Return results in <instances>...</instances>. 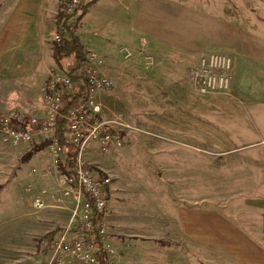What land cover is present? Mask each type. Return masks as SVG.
<instances>
[{"label": "rangeland", "instance_id": "rangeland-1", "mask_svg": "<svg viewBox=\"0 0 264 264\" xmlns=\"http://www.w3.org/2000/svg\"><path fill=\"white\" fill-rule=\"evenodd\" d=\"M26 1L24 12L29 9L32 13L34 8ZM88 1L83 0L82 4ZM61 2L66 9L69 0H45L46 15L54 27ZM13 3L14 0H9L4 6L9 14L15 9ZM217 5L220 6L191 4L185 14L188 20L167 22L164 3L158 0L155 3L151 0L150 5L147 0H100L89 8L78 30L84 47L92 46L89 43L93 38L102 40L104 48L108 41L114 47V59L108 65L107 54L97 51L115 82L113 90L97 96V102L103 118L115 121L116 115L122 116L123 124L134 130L132 133L127 130L121 149L101 154L97 146H92L87 155L94 173H110L116 178L108 222L112 228L111 242L121 255L120 264H165L172 256L177 264L180 260L177 255L188 246L165 247L158 240L172 236L170 229L166 234L165 217L169 211L173 215L177 207L198 206L217 211L244 227L245 215L253 214L248 202L264 196V101L261 97L255 94L258 99L251 100L253 96L245 94L215 95L205 99L196 97L203 102L199 100L191 107L184 103L192 92L185 86L183 77L202 57L224 53L232 58L235 68V58L248 57L250 52L246 46L252 45L253 39L261 43L262 38H240L245 33V22L238 18L236 28L230 27L234 19L224 12L227 4L221 1ZM108 7L112 12L107 11ZM129 25L137 32L134 41L125 38ZM154 25L163 29L167 26L169 36L145 35ZM248 29L252 32L253 28ZM142 39L152 44V50L150 47L148 50L156 59L152 68L147 66L140 51L132 60H126L119 53L121 46L138 51L140 43L138 46L135 43ZM160 40L167 41L166 47L171 52L193 49L194 53L181 58L169 55L170 51L160 48L163 46ZM163 57L167 60L160 61ZM248 63L244 62L237 70L244 72L248 79L259 78V69L250 67L254 63ZM189 114L197 117L191 118L193 126L182 133L181 122ZM46 142L47 137L40 135L36 146L43 148L48 145ZM45 149H38L25 162L28 149L8 148L0 140L2 264H24L20 260L25 258L37 260H31L32 264H46L51 250L44 248L45 236L67 224L68 217L56 214L59 211L35 214L25 191L30 184L35 188L49 186L47 181L30 177L32 166L45 157ZM190 247L192 252L184 253V259L190 258V264H202L209 259L208 248ZM218 264L229 263L219 258Z\"/></svg>", "mask_w": 264, "mask_h": 264}, {"label": "built area", "instance_id": "built-area-1", "mask_svg": "<svg viewBox=\"0 0 264 264\" xmlns=\"http://www.w3.org/2000/svg\"><path fill=\"white\" fill-rule=\"evenodd\" d=\"M83 0H69L66 12L71 15ZM61 35L55 31L52 42H60ZM126 60L134 54L143 57L152 68L156 59L149 53L146 39L135 51L128 46L118 48ZM88 65L83 69L90 91L84 106L75 105L63 114L67 102L63 92L75 94L76 84L63 72L51 70L42 87V115H28L21 109L0 112V136L10 148L31 146L38 143L43 135L49 141L45 157L30 170V175L49 182V187L25 189L35 214L46 211L67 210V224L62 226L60 235L44 248L51 247L47 264H119L118 250L111 242L112 228L107 220L110 211L113 182L110 173L97 174L92 171L87 155L92 146L101 154H108L124 146V138L134 130L124 125L122 119L115 121L103 118L97 96L114 89L115 82L103 73L104 58L95 50L85 51ZM233 60L227 54L209 53L193 66L185 81L200 98L228 95L231 89ZM65 120L63 139L57 134L59 120ZM128 129H125V128ZM66 147L75 152L73 174L63 172Z\"/></svg>", "mask_w": 264, "mask_h": 264}, {"label": "crops", "instance_id": "crops-1", "mask_svg": "<svg viewBox=\"0 0 264 264\" xmlns=\"http://www.w3.org/2000/svg\"><path fill=\"white\" fill-rule=\"evenodd\" d=\"M8 1L9 0H0V112L5 113V111L7 112L10 109H21L28 115H42L44 113L42 104V87L49 78L51 70H60L55 62L52 50V36L53 33L57 31V28L54 27L53 21H51L46 15L47 10L45 9V0H27L25 3L28 4V2H31V5L34 8L32 13L29 9L27 12H24L25 0H14L13 5L15 6V9L14 11L12 10L10 14L8 13L9 10L4 8ZM147 1L150 5L151 0ZM156 1L157 0H153L154 3ZM158 1L164 3L167 22H172L173 20L178 19L182 22L188 20L189 18L186 17L185 14L188 13L189 5L191 6V4L199 5L200 3H204L205 5H213L215 7L220 6L217 4H221V1H223L224 4H227L224 12L228 14L230 19H234V23H230V27L234 26L236 28L235 25L238 18L246 24L245 33L243 36H240V38H243L244 36L245 39H248L249 37L262 38L261 43L258 44L255 42L257 39H253L252 45L246 46L247 51L250 52L248 57L245 56L241 59L238 55L235 58V68L233 64L231 72V89L228 96L238 97L244 94L247 96L252 95L253 98L249 99L253 100L258 99V95V97H261V100L264 101V0H245L244 2L243 0H218L216 4L214 3V0H209V3L208 0ZM97 3H100V0L95 4ZM111 9L112 8L108 7L107 11L112 12ZM199 11L201 12L202 9ZM129 26L130 27L125 33V38H133L134 41L137 32L134 27L131 25ZM157 27L158 26H155L153 29L150 27L149 32L145 35L153 38L163 35L164 37L169 36L170 29L167 26L165 29ZM249 27L253 28L252 32H249ZM184 29L185 25H182V30ZM92 40L95 42L90 41L91 43L89 44H92V46H88L91 49L103 53L105 56L107 54L106 65H108L109 62H112L114 59V47L109 44L110 41L106 42L108 45L104 48L101 46L103 43L101 42L102 40H95L94 38ZM156 41L159 40L155 39V42ZM139 43L140 40L137 41V44L135 43V45L138 46ZM159 44L163 45L160 48L164 47V50H167L168 52L170 51L167 48V41H163L162 43L160 40ZM151 45V42H149V47L152 50ZM88 46L85 47V50H88ZM235 46L240 48L237 44ZM201 52L205 54L207 51ZM192 53H194L193 49H187L180 52L172 51L169 55H176L181 58L186 56V54L189 55ZM159 60L165 61L167 58L163 57ZM160 61L158 62L160 63ZM247 61L249 63H254L251 64L250 67L256 66L259 69V78L256 79L255 76L248 79L244 72L237 70L239 66ZM249 63L247 65H249ZM76 66L77 65H75L74 68ZM67 68L72 69L70 62L67 63ZM60 72L62 71L60 70ZM103 73L112 77L108 66L103 69ZM186 76L183 77L184 84L185 86H188V89L192 93H188V96L185 97L186 99L184 100V103L191 107L200 99L196 98L198 96L191 90L189 84L185 81ZM255 94L257 95L255 96ZM200 101L201 103L203 102V100ZM196 113H198V111ZM190 115L191 114L185 116L186 120H182L180 132L185 133L184 130H189L188 127L193 126L194 121L191 118L194 119L197 116ZM262 115L264 120V113ZM262 127L264 131V124ZM0 140L4 144L1 136ZM33 145L37 144L34 143ZM5 146L10 148L6 144ZM25 148L28 149V152L32 150L31 146H22L16 149L21 150ZM34 166L35 165L32 167ZM15 168L16 165L14 169ZM30 177L33 180L38 179L33 176ZM249 200L250 199H247V201ZM248 203V205L252 206L250 213L253 214L245 215L246 219L244 221V227L240 224V226H238V223L217 211L206 210L198 206L177 207L174 209L173 215L169 214V211L168 215L165 217L166 234L170 233V229L172 231V236L168 235L167 237L158 240L160 242L165 241V247L179 248L185 246L184 248H186V246H188L185 250L186 254L187 252H192L190 245L196 247L200 246L199 248H208L210 250L209 259L202 264H218L219 258L228 261L229 264H264V196H262L261 199L250 200ZM111 207L112 202L107 220L112 211ZM56 214L66 215V217H68V211L65 210L59 211ZM61 228L62 225L57 230ZM57 230L51 232L52 234L55 233L52 239H50L51 237L48 238L51 233H47L45 236L46 242L52 244L58 238L61 231L56 232ZM123 241L125 240L122 239V242ZM185 252H181L180 256L177 255L180 257L178 263L190 264V258H186V260L184 259ZM118 256L120 264L121 255L119 250ZM49 258L48 260L46 259V264L48 263ZM6 260L7 258L5 261ZM31 260L34 259L25 258L20 261L24 264H32ZM34 261L36 262L37 260ZM41 261L44 260L41 259ZM0 264L2 263L0 262ZM165 264H174L173 256L171 259H167Z\"/></svg>", "mask_w": 264, "mask_h": 264}, {"label": "trees", "instance_id": "trees-1", "mask_svg": "<svg viewBox=\"0 0 264 264\" xmlns=\"http://www.w3.org/2000/svg\"><path fill=\"white\" fill-rule=\"evenodd\" d=\"M97 1L98 0H90L84 4H81L79 8H77L71 15H69L66 12V9H64L65 3L61 2L59 13H57L56 28L61 35V40L60 42L53 43V57L60 70L68 74L72 81L76 84L75 94L69 95L68 93L63 92V97L67 102V107L64 108L63 114H66L68 110L75 105L84 106L85 98L90 91L89 83L83 74V69L88 65L89 61L85 53V47L78 36V30L80 29L83 18L88 12L89 8ZM68 3L66 5H68ZM68 62L71 63L72 69L67 68ZM75 65L77 66L74 68ZM64 126L65 120L61 118L58 123L57 134L62 139ZM46 143H49V141ZM32 147L33 149L24 159L25 162L32 158L36 152L39 151L38 149H44L47 147V145L43 146V148H38L36 145H33ZM75 155L76 154L72 148L66 147L65 161L61 165V170L63 172L73 174ZM58 231L59 230L56 232ZM54 235L55 233H51L49 234L48 238L51 237L50 239H52ZM160 243L165 244V241H161Z\"/></svg>", "mask_w": 264, "mask_h": 264}]
</instances>
